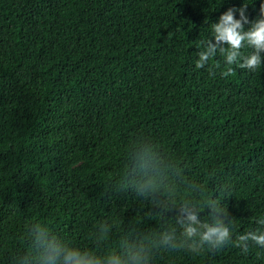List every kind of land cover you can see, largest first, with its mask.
<instances>
[{"label": "trees", "instance_id": "16d2710c", "mask_svg": "<svg viewBox=\"0 0 264 264\" xmlns=\"http://www.w3.org/2000/svg\"><path fill=\"white\" fill-rule=\"evenodd\" d=\"M260 3L0 0V264L28 251L37 223L101 256L129 230L175 226L171 216L162 224L152 203L121 182L129 158L145 146L182 171L183 181L172 178L177 203L198 184L202 193L193 199L226 206L233 242L260 228L264 59L255 71L233 65L227 77L219 54L195 67L211 23L242 4L251 22ZM105 222L113 229L98 243ZM151 264H264V248H161Z\"/></svg>", "mask_w": 264, "mask_h": 264}, {"label": "clouds", "instance_id": "9594fccd", "mask_svg": "<svg viewBox=\"0 0 264 264\" xmlns=\"http://www.w3.org/2000/svg\"><path fill=\"white\" fill-rule=\"evenodd\" d=\"M246 4L240 8H228L215 23H211V39L201 41V50L197 52V69L209 65L218 54L223 57L226 69L224 77L234 74L233 65L241 69L255 71L262 65L264 54V0L259 6V17L248 20L245 15ZM239 13V19L234 13ZM245 25H248L245 29ZM251 49L247 54L241 50ZM212 67L219 68L217 62ZM210 74L212 68H209ZM129 167L122 177V184L135 195L150 201L157 211L161 223L167 224L168 217L174 219V225L163 227L150 234L136 233L133 230L123 234L115 250L106 255L72 246L52 234L41 224H33L28 230V251L14 257L13 264H151V258L157 249H184L199 254L205 248L219 250L234 243L244 253L249 245L264 248V218L256 223L260 228L238 235L232 241V220L226 206L221 202L205 197L197 202L192 197L202 193L198 184H190L185 189L184 197L177 203L178 188L173 176L183 181L182 171L178 172L171 165H163L151 146H145L129 158ZM206 211L207 218L201 219ZM113 226L103 223L95 233L97 242L107 240Z\"/></svg>", "mask_w": 264, "mask_h": 264}]
</instances>
